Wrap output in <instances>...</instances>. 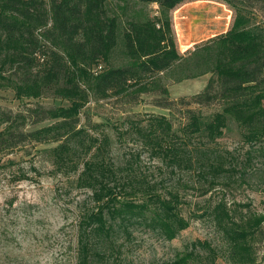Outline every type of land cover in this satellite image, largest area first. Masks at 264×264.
Listing matches in <instances>:
<instances>
[{"label": "trees", "instance_id": "obj_1", "mask_svg": "<svg viewBox=\"0 0 264 264\" xmlns=\"http://www.w3.org/2000/svg\"><path fill=\"white\" fill-rule=\"evenodd\" d=\"M189 1L0 0V90H12L18 101L51 96L67 104L25 107L14 115L0 108V154L24 143L57 144L46 151L55 173L73 176L75 188L89 196L78 216L74 264H131L122 255L136 226L166 241L189 227L176 191L164 196L157 183L138 174V156L113 162L111 141L100 126L80 125L89 96L137 104L141 95H151L155 107L181 110L178 128L165 116L128 120L149 156L171 173L196 171L212 185L223 178L226 158L214 144L234 122L249 148L245 163L257 155L264 174V23L258 21L264 0H219L234 11L231 28L183 58L171 13ZM152 4L153 16L147 10ZM208 74L203 90L189 100L169 99L170 84ZM211 106L218 110L203 116L200 109ZM44 121L50 123L24 130ZM227 210L219 203L207 215L230 259L252 264L250 238L264 235V215L236 222Z\"/></svg>", "mask_w": 264, "mask_h": 264}, {"label": "rangeland", "instance_id": "obj_2", "mask_svg": "<svg viewBox=\"0 0 264 264\" xmlns=\"http://www.w3.org/2000/svg\"><path fill=\"white\" fill-rule=\"evenodd\" d=\"M157 14V5L147 7ZM211 15L210 20L204 17ZM188 19V20H186ZM212 19V20H211ZM233 9L219 0H193L179 5L171 13L172 30L178 53L186 58L196 50L224 36L231 28ZM185 21H189L187 24ZM264 23V18H258ZM210 75L168 86L169 99L189 100L203 90ZM154 97L141 95L137 104L124 98L104 100L89 96L81 110L80 125H99V132L111 141L110 157L116 164L138 156L135 171L145 174L161 193L176 191L179 209L189 227L173 241L156 232L136 226L122 257L131 264H237L230 259L228 248L208 212L217 204L237 222L264 215V174L255 156L246 164L248 145L241 129L230 122L216 140L214 148L222 154L227 170L215 184L202 180L196 171L171 173L158 159L149 156L128 120H145L149 116H165L173 127L182 126V112L172 113L152 105ZM66 106V102L45 96L37 100L18 101L12 90H0V108L17 114L25 107ZM217 106L200 109L208 117ZM50 121L24 126L25 131L46 126ZM145 123H143L144 125ZM131 131V132H129ZM57 144L24 143L0 154V264H74L77 223L80 211L88 202V193L76 189L73 176L56 174L47 150ZM243 177L239 172H244ZM25 176V177H24ZM163 184L160 187V184ZM91 204V203H90ZM252 264H264V235L250 238Z\"/></svg>", "mask_w": 264, "mask_h": 264}]
</instances>
